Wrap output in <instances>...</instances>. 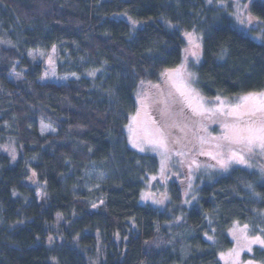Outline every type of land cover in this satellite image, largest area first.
I'll return each instance as SVG.
<instances>
[{
    "label": "trees",
    "instance_id": "trees-1",
    "mask_svg": "<svg viewBox=\"0 0 264 264\" xmlns=\"http://www.w3.org/2000/svg\"><path fill=\"white\" fill-rule=\"evenodd\" d=\"M232 1L0 0V138L16 139L19 150L15 161L0 152V264H90L98 245L100 264H221L232 225L264 235L263 159L200 182L190 207L171 181L158 209L140 202L158 159L126 135L146 84L165 139L167 117L183 126L204 120L166 76L182 63L187 32L202 39L192 72L205 97L264 92V41L237 28L232 7L221 5ZM249 10L264 21V0ZM53 48L65 82L40 81L43 62L32 51ZM44 123L54 131L43 134ZM113 166L114 178L88 188L92 170ZM54 226L62 245L48 244ZM244 257L264 264V248Z\"/></svg>",
    "mask_w": 264,
    "mask_h": 264
},
{
    "label": "rangeland",
    "instance_id": "rangeland-1",
    "mask_svg": "<svg viewBox=\"0 0 264 264\" xmlns=\"http://www.w3.org/2000/svg\"><path fill=\"white\" fill-rule=\"evenodd\" d=\"M252 0H233L232 2H221V5L232 7L231 15L236 26L257 42L264 41V21L254 17L249 10ZM185 49L182 63L178 67L166 72V76L172 86L180 93L188 106L204 120H200L197 125H178V121L169 119L166 109L162 108L161 116L167 117L169 139H165L162 127L152 111L147 84L141 85L136 92L137 111L131 116L127 126L126 135L129 145L135 150L154 155L158 159V172L151 176L144 187L141 196V203L147 207L163 209L168 201V185L171 181H176L183 187V205L190 207L197 200V189L200 182L216 175H222L233 166L253 167V157L264 160V149L253 146L252 151L248 150V145L243 143H232L224 139L227 129L225 123L221 121V116L227 115L230 108L236 104L241 97L248 94L226 98H208L199 92L194 84L195 75L192 66L199 63L202 56V39L196 32L184 34ZM39 54L43 62V70L40 77L41 82H65L69 76L59 75L57 72L55 48L49 54L44 55L37 50L32 51ZM260 96L264 92L252 93ZM223 105L221 115L216 109ZM43 134L51 133L54 128L49 124H42L40 128ZM0 152L12 157L15 161L19 156L17 140L11 137L0 138ZM243 156V162H239L233 157ZM117 174L113 166L108 172L92 170L89 174L88 188H95L99 183L107 178H114ZM28 182L30 185L40 188L41 185L33 171L29 170ZM247 226V227H245ZM54 234L49 237L48 244L53 246L65 243L66 237L58 234V227L54 226ZM57 232V233H56ZM232 247L218 256L221 264H262L254 260H246L244 255L252 253L255 247L264 245L253 242L256 237L264 240L263 234L252 235L248 225L234 224L228 230ZM213 242L212 237H206ZM251 251H248V248ZM97 255L92 258L90 264H100L103 258V251L98 245ZM235 250V251H234ZM239 252V256H236ZM232 253V255H229ZM223 257V258H222Z\"/></svg>",
    "mask_w": 264,
    "mask_h": 264
},
{
    "label": "snow or ice",
    "instance_id": "snow-or-ice-1",
    "mask_svg": "<svg viewBox=\"0 0 264 264\" xmlns=\"http://www.w3.org/2000/svg\"><path fill=\"white\" fill-rule=\"evenodd\" d=\"M217 100H219V97H217ZM222 107L221 103V106L216 110L220 111L221 115H224ZM227 115L232 117L233 123L225 125L227 133L224 139L232 143L246 144L250 152L253 146H259L264 149V94L257 96L250 93L248 96L241 97L230 108ZM233 157L237 158L239 162H243L244 158L242 155L237 157L236 153H233ZM253 242L264 245V240H260L259 237H256ZM248 251H251L250 247ZM235 254L237 257L239 256V252ZM229 255H232V253H229Z\"/></svg>",
    "mask_w": 264,
    "mask_h": 264
}]
</instances>
